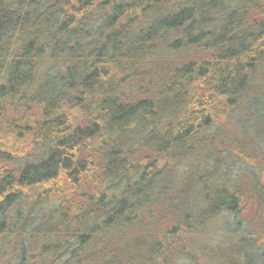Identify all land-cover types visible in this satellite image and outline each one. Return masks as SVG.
Segmentation results:
<instances>
[{
	"label": "trees",
	"instance_id": "1",
	"mask_svg": "<svg viewBox=\"0 0 264 264\" xmlns=\"http://www.w3.org/2000/svg\"><path fill=\"white\" fill-rule=\"evenodd\" d=\"M263 81L264 0H0V264H264Z\"/></svg>",
	"mask_w": 264,
	"mask_h": 264
},
{
	"label": "rangeland",
	"instance_id": "2",
	"mask_svg": "<svg viewBox=\"0 0 264 264\" xmlns=\"http://www.w3.org/2000/svg\"><path fill=\"white\" fill-rule=\"evenodd\" d=\"M262 92L264 93V81L262 86ZM250 161V160H249ZM259 160L252 159L254 166L259 165L260 169L255 173H258L259 181L254 183L253 181L242 184L238 182L236 189L241 183V187H245V194L242 197V212L240 214V222L236 224L239 226V234L245 237H250L254 243H257V249L264 254V160L259 164ZM253 173V172H252ZM256 181V180H255ZM225 223H223L224 225ZM235 225L234 221H231V225ZM220 223L213 226L214 231L220 230ZM223 230V228H221ZM242 229V230H241ZM224 231V230H223ZM242 231V232H241ZM210 232V231H209ZM212 233V232H210ZM221 233V232H220ZM206 239L210 234L206 233ZM219 234L214 235L217 238ZM227 238H221L215 240V246H212L206 253L207 259L205 264H250V260H254L253 256L250 259L243 254L241 246L236 245L235 242L226 241ZM239 253L241 256L235 255ZM260 256V254H259Z\"/></svg>",
	"mask_w": 264,
	"mask_h": 264
}]
</instances>
